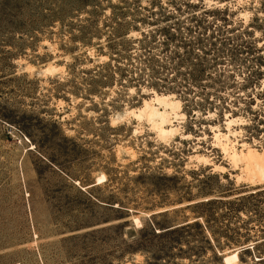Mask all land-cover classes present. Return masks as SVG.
Wrapping results in <instances>:
<instances>
[{"label": "rangeland", "instance_id": "374dc122", "mask_svg": "<svg viewBox=\"0 0 264 264\" xmlns=\"http://www.w3.org/2000/svg\"><path fill=\"white\" fill-rule=\"evenodd\" d=\"M263 81L264 0H0V264H264V180L209 130L264 152Z\"/></svg>", "mask_w": 264, "mask_h": 264}, {"label": "bare ground", "instance_id": "6f19581e", "mask_svg": "<svg viewBox=\"0 0 264 264\" xmlns=\"http://www.w3.org/2000/svg\"><path fill=\"white\" fill-rule=\"evenodd\" d=\"M264 88V81L262 82ZM138 114L144 116L145 120L151 125V128L156 132L159 138H168L173 136L179 130L177 125L173 123L178 120L182 122L185 115L181 112L180 101L173 98L171 94L154 93L151 97L143 99L141 106L137 109ZM240 121L239 118L226 115L223 122L225 132H222L217 125H210L209 130L212 133L213 146L220 150L223 154L227 164L232 169L238 168L242 165L241 175H236L238 179H245V181L254 183L264 180V152L254 147L247 145V143H238L237 140H232L231 137L236 136L239 130L232 128L234 124ZM183 138L189 139L191 135H182ZM194 157L200 162L211 165L213 169L223 172L225 167L220 164L211 162L208 156L203 154H195ZM104 175L97 179L103 181ZM134 222H139L135 217ZM238 251L235 249L223 256L224 264H231L238 260Z\"/></svg>", "mask_w": 264, "mask_h": 264}]
</instances>
